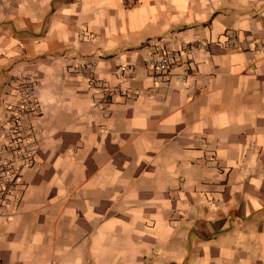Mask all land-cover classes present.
<instances>
[{"label": "crops", "instance_id": "crops-1", "mask_svg": "<svg viewBox=\"0 0 264 264\" xmlns=\"http://www.w3.org/2000/svg\"><path fill=\"white\" fill-rule=\"evenodd\" d=\"M162 38L191 51L155 83ZM76 65L124 95L93 108ZM22 79L37 164L0 264H264V0H0V144Z\"/></svg>", "mask_w": 264, "mask_h": 264}, {"label": "built area", "instance_id": "built-area-1", "mask_svg": "<svg viewBox=\"0 0 264 264\" xmlns=\"http://www.w3.org/2000/svg\"><path fill=\"white\" fill-rule=\"evenodd\" d=\"M129 3L130 0H123V4ZM164 42L165 39L162 38L150 43L156 49L150 59L155 83L165 80L164 75L169 73V69L182 52L191 51L189 45L184 46L182 50H163L160 46ZM225 44L237 47L236 34L228 33ZM73 70L84 76L90 87L97 89L98 100L92 103V107L97 110L106 111L103 106L109 100L124 95L119 88L98 82L87 65H76ZM120 71L124 73L127 68L123 67ZM15 89L17 100L7 110L0 144V204L4 207L17 206L20 203L22 188L20 172L23 168H32L37 164V129L30 121L40 113L36 91L32 83L26 79L19 80Z\"/></svg>", "mask_w": 264, "mask_h": 264}, {"label": "rangeland", "instance_id": "rangeland-1", "mask_svg": "<svg viewBox=\"0 0 264 264\" xmlns=\"http://www.w3.org/2000/svg\"><path fill=\"white\" fill-rule=\"evenodd\" d=\"M20 262H21V264H24L23 259H20ZM27 264H29V262H27Z\"/></svg>", "mask_w": 264, "mask_h": 264}]
</instances>
